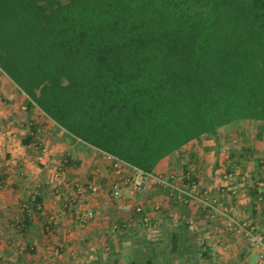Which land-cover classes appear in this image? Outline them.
<instances>
[{
  "label": "trees",
  "instance_id": "1",
  "mask_svg": "<svg viewBox=\"0 0 264 264\" xmlns=\"http://www.w3.org/2000/svg\"><path fill=\"white\" fill-rule=\"evenodd\" d=\"M1 63L28 107L145 172L223 125L264 126V0H0Z\"/></svg>",
  "mask_w": 264,
  "mask_h": 264
},
{
  "label": "crops",
  "instance_id": "2",
  "mask_svg": "<svg viewBox=\"0 0 264 264\" xmlns=\"http://www.w3.org/2000/svg\"><path fill=\"white\" fill-rule=\"evenodd\" d=\"M0 79V112L11 119L0 124V264H146L148 257L154 264H252L255 247L227 229L222 209L264 227L262 124L241 120L219 127L218 137L191 140L144 175L145 188L121 209L111 192V152L70 134L25 97L17 101L20 87L7 75ZM250 126L253 146L241 141ZM134 170L127 162L124 173ZM92 182L102 184L97 194L88 190ZM214 200L215 209L206 204ZM89 209L95 215L82 223ZM125 219L128 229L112 230ZM185 231L188 251L175 252L172 236Z\"/></svg>",
  "mask_w": 264,
  "mask_h": 264
},
{
  "label": "built area",
  "instance_id": "3",
  "mask_svg": "<svg viewBox=\"0 0 264 264\" xmlns=\"http://www.w3.org/2000/svg\"><path fill=\"white\" fill-rule=\"evenodd\" d=\"M106 159L110 162L114 176L112 179V196L118 202V205L121 209H126L129 206L127 202L129 196L135 194L136 192L142 191L145 188V178L144 175H148L149 172H145L137 167L133 172L124 173L125 165L127 162L117 157L112 153H106ZM150 175V174H149ZM158 182H162L164 185H168L166 180L162 178L155 177ZM262 187L264 186V181L260 184ZM102 188V184L99 182H92L89 185V192L91 194H97ZM262 189H260V192ZM82 188L78 186L74 191V196L78 197L81 194ZM207 205L213 207L214 209L217 207L215 205V200L206 202ZM134 210L143 215L145 221L149 220L148 214L145 213V210L141 204H137L134 207ZM231 208L229 206H225L222 209V212L227 217L226 226L230 232L242 235L246 238V240L255 247L258 253V261L256 264H264V227L259 229L255 224H253L249 219H240L232 216L230 213ZM95 215L94 210L89 209L81 215V222L85 223ZM52 225L56 224V219L54 216L50 217ZM131 226V222L128 220H122L120 222H114L111 225L113 231H122L126 230ZM55 253L59 252V249H54Z\"/></svg>",
  "mask_w": 264,
  "mask_h": 264
},
{
  "label": "rangeland",
  "instance_id": "4",
  "mask_svg": "<svg viewBox=\"0 0 264 264\" xmlns=\"http://www.w3.org/2000/svg\"><path fill=\"white\" fill-rule=\"evenodd\" d=\"M3 64L1 63V65H0V75L1 76H5V78H6V75L7 76H9L5 71H4V69H3ZM6 74V75H5ZM1 80V79H0ZM1 84V83H0ZM15 88H16V86H15ZM19 90V99L17 100V101H21L20 99L22 98V97H25L26 98V95L22 92V90L21 89H18ZM0 91H1V87H0ZM0 95H1V92H0ZM0 101H1V97H0ZM9 101H11L10 99H8L7 101H4V104H7ZM34 106L35 107H37V108H39L35 103H34ZM40 109V108H39ZM41 110V109H40ZM9 120H11V119H7V117H6V119H4V117H3V114L0 112V124H3L4 123V121H5V123H6V121H9ZM249 122H251V121H249ZM251 124V123H250ZM254 125V124H253ZM1 126V125H0ZM251 128V126L250 127H247V129H245V131H246V133L244 134V138H241V141H243V144L245 143V144H247V145H255V143H256V140H255V136H253V135H251V133H250V131L249 130H251L250 129ZM255 135V134H254ZM45 137H46V135H44ZM44 136L43 135H41V136H38L37 137V139L38 140H40V141H44ZM224 151V150H223ZM57 160H59V158H57ZM35 165L36 166H43L44 165V163H40V162H35ZM107 185H109V184H107ZM104 186V185H103ZM148 191V190H147ZM147 191H145V192H143L142 194L144 195V194H146L147 193ZM141 197V195H139L138 196V198H140ZM250 260H251V263L252 264H256V262H257V260H258V253L256 254V252H254L253 254H252V256H251V258H250ZM230 264H235V262H232V263H230Z\"/></svg>",
  "mask_w": 264,
  "mask_h": 264
}]
</instances>
